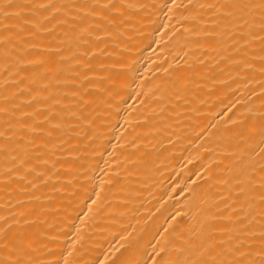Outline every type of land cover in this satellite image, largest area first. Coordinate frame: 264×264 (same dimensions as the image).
<instances>
[{
  "label": "bare ground",
  "instance_id": "bare-ground-1",
  "mask_svg": "<svg viewBox=\"0 0 264 264\" xmlns=\"http://www.w3.org/2000/svg\"><path fill=\"white\" fill-rule=\"evenodd\" d=\"M0 264H264V0H0Z\"/></svg>",
  "mask_w": 264,
  "mask_h": 264
}]
</instances>
